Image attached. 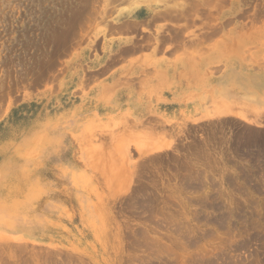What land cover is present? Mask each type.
<instances>
[{
  "label": "rangeland",
  "instance_id": "obj_1",
  "mask_svg": "<svg viewBox=\"0 0 264 264\" xmlns=\"http://www.w3.org/2000/svg\"><path fill=\"white\" fill-rule=\"evenodd\" d=\"M232 56L264 59V0H0V264H264Z\"/></svg>",
  "mask_w": 264,
  "mask_h": 264
},
{
  "label": "crops",
  "instance_id": "obj_2",
  "mask_svg": "<svg viewBox=\"0 0 264 264\" xmlns=\"http://www.w3.org/2000/svg\"><path fill=\"white\" fill-rule=\"evenodd\" d=\"M235 58L232 56L226 60V69L222 77L220 76L221 95L225 94L230 103L242 104L247 111L260 113L264 117V59ZM187 71L193 75L192 78L198 80L203 78L198 66ZM34 233L25 234L33 236Z\"/></svg>",
  "mask_w": 264,
  "mask_h": 264
},
{
  "label": "clouds",
  "instance_id": "obj_3",
  "mask_svg": "<svg viewBox=\"0 0 264 264\" xmlns=\"http://www.w3.org/2000/svg\"><path fill=\"white\" fill-rule=\"evenodd\" d=\"M45 147H46V146L43 145V144H37V145L35 146V151H36L37 153H41V152H43V150H44ZM51 154L54 155L55 153L53 152V153H51Z\"/></svg>",
  "mask_w": 264,
  "mask_h": 264
},
{
  "label": "bare ground",
  "instance_id": "obj_4",
  "mask_svg": "<svg viewBox=\"0 0 264 264\" xmlns=\"http://www.w3.org/2000/svg\"><path fill=\"white\" fill-rule=\"evenodd\" d=\"M91 214H93V213H91ZM91 214H90V215H91ZM95 217H96V216H95ZM95 217H94V218H95Z\"/></svg>",
  "mask_w": 264,
  "mask_h": 264
}]
</instances>
